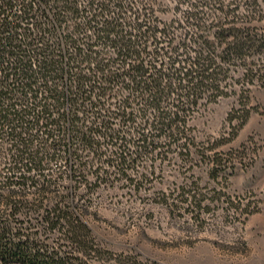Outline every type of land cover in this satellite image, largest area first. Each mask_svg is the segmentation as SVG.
I'll use <instances>...</instances> for the list:
<instances>
[{
  "label": "trees",
  "instance_id": "obj_1",
  "mask_svg": "<svg viewBox=\"0 0 264 264\" xmlns=\"http://www.w3.org/2000/svg\"><path fill=\"white\" fill-rule=\"evenodd\" d=\"M169 1L0 0V264H96L76 186L188 163L221 100L249 116L264 0Z\"/></svg>",
  "mask_w": 264,
  "mask_h": 264
},
{
  "label": "rangeland",
  "instance_id": "obj_2",
  "mask_svg": "<svg viewBox=\"0 0 264 264\" xmlns=\"http://www.w3.org/2000/svg\"><path fill=\"white\" fill-rule=\"evenodd\" d=\"M250 98L247 118L233 98L195 115L199 152L188 163L128 168L90 191L76 186L96 264H264V87Z\"/></svg>",
  "mask_w": 264,
  "mask_h": 264
}]
</instances>
